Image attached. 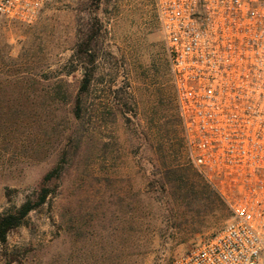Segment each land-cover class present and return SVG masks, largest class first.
Listing matches in <instances>:
<instances>
[{
    "label": "rangeland",
    "instance_id": "1",
    "mask_svg": "<svg viewBox=\"0 0 264 264\" xmlns=\"http://www.w3.org/2000/svg\"><path fill=\"white\" fill-rule=\"evenodd\" d=\"M92 21L97 58L75 118L85 67L71 59ZM2 83L22 116L0 122V213L62 170L46 203L0 244V264H173L230 218L198 193L213 188L182 138L153 0H46L30 24L0 17ZM165 169L197 194L162 189L173 180Z\"/></svg>",
    "mask_w": 264,
    "mask_h": 264
},
{
    "label": "built area",
    "instance_id": "2",
    "mask_svg": "<svg viewBox=\"0 0 264 264\" xmlns=\"http://www.w3.org/2000/svg\"><path fill=\"white\" fill-rule=\"evenodd\" d=\"M46 0H0L32 23ZM188 156L230 212L173 264H264V0H153Z\"/></svg>",
    "mask_w": 264,
    "mask_h": 264
},
{
    "label": "trees",
    "instance_id": "3",
    "mask_svg": "<svg viewBox=\"0 0 264 264\" xmlns=\"http://www.w3.org/2000/svg\"><path fill=\"white\" fill-rule=\"evenodd\" d=\"M99 31L100 27L97 25V22L92 21L87 23L85 30L79 35V40L71 59L77 64L83 65L85 67L83 81L79 87V92L75 95L73 101V115L75 118L80 117L83 97L88 91V87L93 77L92 66L97 58L94 47L96 46L97 39L100 36ZM21 80L23 79L21 78ZM10 96L11 94L7 92L4 84L2 83L0 88V122L4 121L6 124L7 121L9 127L12 126L14 122L20 118V116H22V112L19 111V108L10 103ZM17 96L21 97L22 93L19 92ZM61 170L62 167L57 166L42 177L40 183L38 184V190L33 199H26L13 211L0 213V244L5 243L6 238L11 231L23 225L25 218L31 212L37 210L46 203L47 198L52 191L51 186H53V183L59 178ZM163 175L165 178H167L168 175H171L173 176V180L172 183L169 182L170 185H166L162 182L160 184L162 189H164L166 186H169L173 193H182L183 197L197 194L196 184L184 181V178L178 174L177 171L165 169ZM202 189L203 190L199 191L198 193L205 195L203 198L205 201L212 203L216 202L222 207L225 206L215 191L209 190L205 185L202 186Z\"/></svg>",
    "mask_w": 264,
    "mask_h": 264
}]
</instances>
